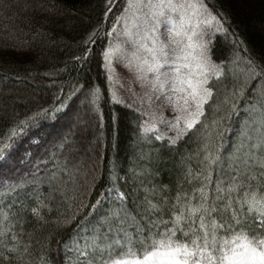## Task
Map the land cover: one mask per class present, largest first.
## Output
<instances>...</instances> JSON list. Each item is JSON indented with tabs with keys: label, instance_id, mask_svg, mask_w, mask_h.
<instances>
[{
	"label": "trees",
	"instance_id": "trees-1",
	"mask_svg": "<svg viewBox=\"0 0 264 264\" xmlns=\"http://www.w3.org/2000/svg\"><path fill=\"white\" fill-rule=\"evenodd\" d=\"M202 2L221 10L217 0ZM0 4L4 13V18H0V147L10 145L6 148L8 159L0 163V230L15 222L16 206L36 207L37 195L45 203L50 202L52 208L50 213L46 209L42 213L47 223H39L29 214L22 230L19 225L12 229L19 233L22 243L31 244L24 258L30 264H74L76 256L66 250L65 244L71 246V238L87 209L81 208L75 218L73 213L81 201L93 204L105 196L109 197L104 201L105 207L111 206L116 193H108L107 189L113 172L118 177L117 187L127 195V210L136 216L141 212L140 202L150 190L155 191L154 203L161 197L173 202L179 192L191 193L198 186L199 181L188 176V170L196 174L203 167L206 136H210L213 153L219 150L222 159L240 143L241 131L249 119L245 100L237 101V111L219 126V135L212 125L214 119L223 115L225 106L219 102L231 90V80L214 89L219 112L215 111V104L206 105L203 120L210 127L197 125L199 131L189 132L176 144L156 140L153 132L145 136L144 116L115 102L109 63L116 49L127 47L125 21L117 19L127 0H113L110 11L107 0H0ZM223 8L232 14L229 23L212 37L213 58L218 63L235 58L236 70L242 75L248 56L264 50V0H246L243 5L238 0H223ZM130 17L131 13L127 20ZM96 29L95 38L86 45L89 33ZM224 29H228L227 35ZM85 47L90 49L87 59L78 60ZM94 92L99 93L96 104L92 103ZM80 97L85 98L83 103L78 101ZM79 103L89 108L86 115L88 112L90 118L94 114L98 118L88 142L89 148H100L94 161L97 178L94 185L92 180L91 184L56 191L63 184V177L71 179L62 167L65 164L59 157L61 151L52 159H41L39 150L50 140L47 128H59L62 118ZM37 112L43 113L38 121L17 127ZM65 145L63 142L60 147ZM258 154L264 155V147ZM30 166L40 170L37 177L24 180L21 174L25 175ZM67 166L72 172L71 165ZM215 178L214 174L213 181ZM4 213L9 215V221L3 220ZM65 216L69 217L67 221ZM128 227L130 232L135 231L132 224ZM221 236L232 239L231 233ZM177 239L185 237L178 232ZM137 258H143L142 251ZM0 264H9L2 246Z\"/></svg>",
	"mask_w": 264,
	"mask_h": 264
},
{
	"label": "snow or ice",
	"instance_id": "snow-or-ice-1",
	"mask_svg": "<svg viewBox=\"0 0 264 264\" xmlns=\"http://www.w3.org/2000/svg\"><path fill=\"white\" fill-rule=\"evenodd\" d=\"M217 3L221 4V10L202 0H127L122 16L117 19L125 21V35L132 39L136 52L143 49L151 58L150 63L147 59L144 63L152 74L149 81L152 91L167 96L169 101L173 100L169 92L176 95L175 110L179 115L174 121H162L175 131L169 143L176 144L189 132L199 131L197 125L208 129L210 126L203 118L206 105L210 104L216 105L217 113L219 104L225 106L223 115L212 121L219 135V126L230 119V114L239 107L237 101L243 99L249 119L241 131L240 143L230 156L222 159L219 150L213 153L210 136H206L203 167L196 174L188 170V176L199 181L198 186L191 193L179 192L173 202L161 197L154 203L155 191L150 190L140 202L141 212L136 216L127 210V195L117 187L118 177L113 172L107 189L108 193H116L111 206L105 207L104 201L109 199L105 196L93 204L81 201L73 213L72 218H75L81 208L87 209L71 238V246L65 244L66 250L76 255L74 264H157L160 257L166 258V264H264V155L258 154L264 147V50L248 56L242 75L236 70L235 58L216 62L212 37L229 23L232 14L231 10L223 8V0ZM238 3L243 5L246 0H238ZM112 7L113 0H107L106 8L110 11ZM239 11L237 9V14ZM129 13L134 18L135 34L128 25ZM165 24L171 27L162 32ZM97 31L89 33L86 45ZM224 31L227 35L228 29ZM146 39L151 40V47L144 43ZM193 51L197 54L193 55ZM89 52L85 47L84 54L77 59L86 60ZM103 55L107 62L108 53ZM190 60L195 61V71ZM172 66L173 70H166ZM228 80L232 81L231 90H227L217 104L214 89ZM93 97L92 103L96 104L99 93L94 92ZM61 104L63 106V102ZM42 114L35 113L17 127L38 121ZM142 127L147 136L156 129V124ZM163 138L162 133L155 136L156 140ZM7 147L10 145L0 147V163L8 159ZM62 167L70 178L74 176L67 164ZM95 180L93 177V185ZM36 203V207L16 206L15 222L0 230V246L7 253L9 264L12 261L30 264L24 258L31 244L22 243L19 233L12 229L19 225L22 230L29 214L37 222L47 223L42 213L45 209L48 213L52 211L50 202L45 203L37 195ZM64 219L67 221L69 217ZM3 220H10L7 213L3 214ZM130 224L134 232L129 231ZM178 232L183 234L184 240L177 239ZM221 233H231V241L223 239ZM141 251L142 259L137 258Z\"/></svg>",
	"mask_w": 264,
	"mask_h": 264
},
{
	"label": "rangeland",
	"instance_id": "rangeland-1",
	"mask_svg": "<svg viewBox=\"0 0 264 264\" xmlns=\"http://www.w3.org/2000/svg\"><path fill=\"white\" fill-rule=\"evenodd\" d=\"M3 16L4 13L0 4V18L3 19ZM133 19L131 14L128 25L133 34H135L137 30L132 27ZM170 27L171 25L165 24L162 26L161 31L167 32ZM123 33L125 34V29ZM134 38L135 36H133V39ZM125 40H127V47H125V49H116L111 54L109 63V70L114 83L115 100H119V104L141 113L144 116V125L155 123L156 129L152 132L156 135L162 133L164 136L163 139L169 141L170 138L175 136V131L170 129L168 125L162 121H174L179 115V112L175 110L176 95L169 92L168 95L173 96V100L169 101L167 96L161 95L158 91H152L149 83L152 79V74L148 72V65L144 63L145 59H147L149 63L151 62L148 52L143 49L136 52L132 39L126 36ZM144 43H146L148 47L152 46L150 39L144 40ZM192 54L196 55L197 53L193 51ZM190 63L192 65V71H195V61L190 60ZM141 69H143V71H141ZM173 69L174 66L166 70L171 71ZM183 71L186 73L188 69H184ZM142 76L144 79H141ZM84 100L85 98L83 99L81 97L78 99L81 103H83ZM81 103H79L80 105H76L68 115L66 114L62 118L59 128H55L54 130L51 128L52 126L47 128L49 132H51L49 136L50 140L39 150L41 159H52L54 155H57L59 151H61L59 157L62 164L71 165L72 173L75 174V177L71 179H67V176L63 177V184H61L62 186H58L59 188H57L56 191H64L65 189H69V187L81 185V183L91 184L93 177L97 178V172H95L96 163L94 161L95 154H100V148H89L88 142L91 137V129L98 123V118L95 114L90 118L88 112L86 115L85 111H88L89 108L86 106L83 107ZM63 142H65L66 145L61 148L60 145ZM71 158L75 159L74 162H71ZM39 170L40 168L37 169V167H35L32 169L30 166V169L25 171V175L21 174L23 175L22 178L24 180L29 178L33 179L37 177V172ZM61 216L62 215H59V217ZM73 254L75 255L74 252ZM161 261L166 264V258H157V264H161Z\"/></svg>",
	"mask_w": 264,
	"mask_h": 264
}]
</instances>
